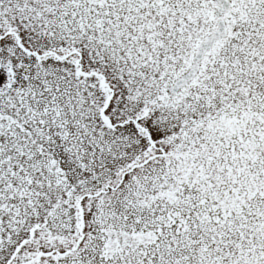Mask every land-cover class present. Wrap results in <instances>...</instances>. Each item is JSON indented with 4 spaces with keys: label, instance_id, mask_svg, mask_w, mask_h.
Masks as SVG:
<instances>
[{
    "label": "snow or ice",
    "instance_id": "snow-or-ice-1",
    "mask_svg": "<svg viewBox=\"0 0 264 264\" xmlns=\"http://www.w3.org/2000/svg\"><path fill=\"white\" fill-rule=\"evenodd\" d=\"M0 264H264V0H0Z\"/></svg>",
    "mask_w": 264,
    "mask_h": 264
}]
</instances>
